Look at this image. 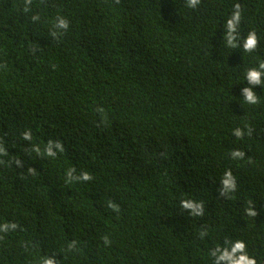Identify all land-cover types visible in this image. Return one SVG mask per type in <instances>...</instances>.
<instances>
[{
  "label": "trees",
  "instance_id": "trees-1",
  "mask_svg": "<svg viewBox=\"0 0 264 264\" xmlns=\"http://www.w3.org/2000/svg\"><path fill=\"white\" fill-rule=\"evenodd\" d=\"M235 3L240 36L260 38L252 54L223 40ZM23 6L0 0V264H215L212 253L237 240L261 264L264 86L253 89L255 106L241 93L264 61V0ZM58 14L70 27L53 39ZM248 127L243 140L232 135ZM49 140L64 147L55 159L32 151ZM237 149L244 161L231 159ZM72 167L94 180L65 183ZM226 169L237 189L221 195ZM186 199L203 214L184 209Z\"/></svg>",
  "mask_w": 264,
  "mask_h": 264
},
{
  "label": "clouds",
  "instance_id": "clouds-1",
  "mask_svg": "<svg viewBox=\"0 0 264 264\" xmlns=\"http://www.w3.org/2000/svg\"><path fill=\"white\" fill-rule=\"evenodd\" d=\"M32 3L33 0H24V13H28L31 11ZM185 3L188 8L196 9L201 4V0H185ZM242 11L243 9L240 3H235L233 5L232 12L224 26L225 30L223 33V40L226 42V45L229 48L238 49L242 47L243 52L252 54L258 49L260 38L254 30L249 31L246 37L240 36L239 28L243 20ZM30 19L33 23H35L40 20V16L32 15ZM69 27V20L65 16L58 14L55 17L53 31L50 32V36L53 39H59L69 30ZM0 68H6V65H0ZM245 79L248 86L242 88L241 94L243 96V100L246 104L255 106L259 103V97L253 89L255 86H264V61H260L258 63V66L248 69L245 73ZM103 111V108L97 109V112L99 113H103ZM251 133V127H248L247 129L236 128L233 130L232 135L235 136L237 140H243L245 135L250 136ZM23 139L30 142L33 140L31 129H28L23 133ZM53 148L56 149L55 152L53 151ZM32 151L37 155L47 156L51 159H55L57 157V152H64V147L62 142L59 140L55 143L49 140L43 146V151H41V146L39 144H33ZM0 154L6 155L7 153L4 152L3 148H0ZM230 157L234 161H244L245 153L238 149L232 150L230 152ZM29 171L32 172L31 169ZM75 171L76 169L72 167L65 172V183H85L92 182L94 180V176L89 171H81L78 176L74 175ZM221 182L223 184L221 195H228L229 193L236 191L237 178L233 175L231 169L225 170ZM180 203L184 209L189 210L194 216H200L203 214V203H197L190 199L181 200ZM108 206L113 209L117 208V206L112 204L111 202H109ZM246 213L250 217H254L256 215V212L253 211L251 207L246 209ZM15 227H17V225L6 223L3 225L2 230L7 231L8 229H14ZM201 235L203 236L204 233H201ZM105 242L107 243L106 238ZM73 247H75V242L69 245L70 249ZM217 253L220 254L217 256L215 264H220V261H226L227 264H258L256 257L248 252L247 244L243 240L235 241L230 250L223 249L221 252V249L218 248L217 252L212 253V255H217ZM43 264H55V261L54 259L45 258L43 260Z\"/></svg>",
  "mask_w": 264,
  "mask_h": 264
},
{
  "label": "water",
  "instance_id": "water-1",
  "mask_svg": "<svg viewBox=\"0 0 264 264\" xmlns=\"http://www.w3.org/2000/svg\"><path fill=\"white\" fill-rule=\"evenodd\" d=\"M261 264H264V260L261 262Z\"/></svg>",
  "mask_w": 264,
  "mask_h": 264
}]
</instances>
